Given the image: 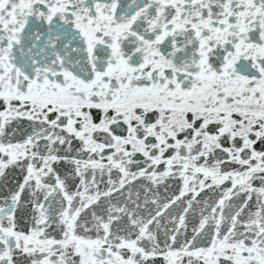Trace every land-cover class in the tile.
<instances>
[{"label":"snow or ice","instance_id":"obj_1","mask_svg":"<svg viewBox=\"0 0 264 264\" xmlns=\"http://www.w3.org/2000/svg\"><path fill=\"white\" fill-rule=\"evenodd\" d=\"M0 264H264V0H0Z\"/></svg>","mask_w":264,"mask_h":264}]
</instances>
